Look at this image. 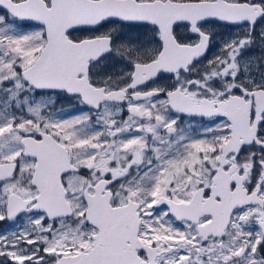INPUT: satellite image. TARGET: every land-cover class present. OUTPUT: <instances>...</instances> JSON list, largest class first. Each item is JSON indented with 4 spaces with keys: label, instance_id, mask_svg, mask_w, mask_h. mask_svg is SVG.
I'll list each match as a JSON object with an SVG mask.
<instances>
[{
    "label": "snow or ice",
    "instance_id": "snow-or-ice-1",
    "mask_svg": "<svg viewBox=\"0 0 264 264\" xmlns=\"http://www.w3.org/2000/svg\"><path fill=\"white\" fill-rule=\"evenodd\" d=\"M0 222V264H264V0H0Z\"/></svg>",
    "mask_w": 264,
    "mask_h": 264
},
{
    "label": "rangeland",
    "instance_id": "rangeland-1",
    "mask_svg": "<svg viewBox=\"0 0 264 264\" xmlns=\"http://www.w3.org/2000/svg\"><path fill=\"white\" fill-rule=\"evenodd\" d=\"M0 228L3 229L2 231L12 230L14 228V225L9 223L0 224Z\"/></svg>",
    "mask_w": 264,
    "mask_h": 264
},
{
    "label": "flooded vegetation",
    "instance_id": "flooded-vegetation-1",
    "mask_svg": "<svg viewBox=\"0 0 264 264\" xmlns=\"http://www.w3.org/2000/svg\"><path fill=\"white\" fill-rule=\"evenodd\" d=\"M214 51H215V50H214ZM58 107H59V105H58ZM64 107L67 108V107H69V106H68V105H65ZM4 223H9V222H0V224H4ZM2 230H3V229L0 228V231H2Z\"/></svg>",
    "mask_w": 264,
    "mask_h": 264
}]
</instances>
